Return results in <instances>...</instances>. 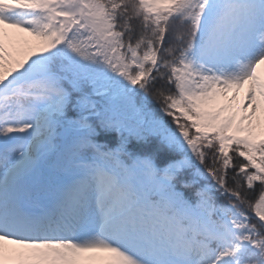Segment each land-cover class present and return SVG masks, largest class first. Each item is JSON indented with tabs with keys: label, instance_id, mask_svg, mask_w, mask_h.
<instances>
[{
	"label": "snow or ice",
	"instance_id": "1",
	"mask_svg": "<svg viewBox=\"0 0 264 264\" xmlns=\"http://www.w3.org/2000/svg\"><path fill=\"white\" fill-rule=\"evenodd\" d=\"M0 264H264V0H0Z\"/></svg>",
	"mask_w": 264,
	"mask_h": 264
}]
</instances>
